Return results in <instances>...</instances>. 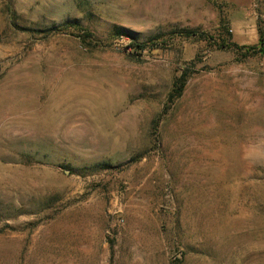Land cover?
Returning <instances> with one entry per match:
<instances>
[{"label": "rangeland", "instance_id": "rangeland-1", "mask_svg": "<svg viewBox=\"0 0 264 264\" xmlns=\"http://www.w3.org/2000/svg\"><path fill=\"white\" fill-rule=\"evenodd\" d=\"M262 39L264 0H0V264H264Z\"/></svg>", "mask_w": 264, "mask_h": 264}, {"label": "trees", "instance_id": "trees-1", "mask_svg": "<svg viewBox=\"0 0 264 264\" xmlns=\"http://www.w3.org/2000/svg\"><path fill=\"white\" fill-rule=\"evenodd\" d=\"M53 30H55V29H49L46 32H51ZM129 34L130 33H128V34L127 33H124V34L120 33V34H118V36L123 37L126 35V37L131 38L130 45L133 47L134 50L144 51L146 48H151L152 46H156V44H157L153 40L148 41V42H142V43L138 42L137 39L130 37ZM182 36L187 37V38L188 37H197L203 41L210 42V44H212L213 46H216L218 49H223V50L224 49H236L238 51L244 50L245 52L257 50L256 46H251V47L238 46L235 43L230 42L228 39L231 37V35L226 30H225V36H227V38L225 40L224 39H218V41H214L211 36H208L207 34L201 33L197 30L184 31ZM84 37L87 39L91 38L90 34H86ZM261 41H264V40L262 39ZM261 46L262 47H261L260 52L264 51V48H263L264 43H261ZM184 84H185V76H180L178 79H176V81L173 84L172 91L169 95L170 102H172L174 99L178 98L181 95V92L184 88Z\"/></svg>", "mask_w": 264, "mask_h": 264}]
</instances>
